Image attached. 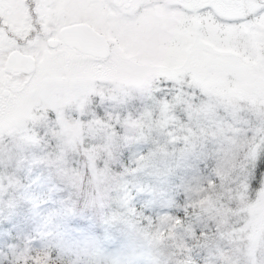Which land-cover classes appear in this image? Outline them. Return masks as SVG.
<instances>
[{"label":"snow or ice","instance_id":"obj_1","mask_svg":"<svg viewBox=\"0 0 264 264\" xmlns=\"http://www.w3.org/2000/svg\"><path fill=\"white\" fill-rule=\"evenodd\" d=\"M253 203L264 0H0V264H264Z\"/></svg>","mask_w":264,"mask_h":264},{"label":"rangeland","instance_id":"obj_2","mask_svg":"<svg viewBox=\"0 0 264 264\" xmlns=\"http://www.w3.org/2000/svg\"><path fill=\"white\" fill-rule=\"evenodd\" d=\"M9 15L12 16L21 27L24 26V22L22 17V13H20L19 9L12 8L9 10ZM28 119L32 121L33 124H40L43 121V117L35 114H30ZM250 212L264 215V206L257 205L253 203L248 206ZM27 235V234H26ZM165 234L162 232L160 237L158 238V243L163 245ZM54 242L61 245V251L67 258H76L77 256L83 255L92 246L91 241H80L79 237L70 233V232H62L61 235L54 237Z\"/></svg>","mask_w":264,"mask_h":264}]
</instances>
